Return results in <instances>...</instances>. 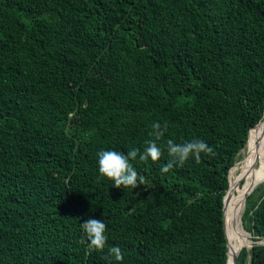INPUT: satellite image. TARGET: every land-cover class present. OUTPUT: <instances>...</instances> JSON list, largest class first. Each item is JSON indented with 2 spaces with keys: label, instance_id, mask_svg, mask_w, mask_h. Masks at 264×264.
I'll use <instances>...</instances> for the list:
<instances>
[{
  "label": "trees",
  "instance_id": "obj_1",
  "mask_svg": "<svg viewBox=\"0 0 264 264\" xmlns=\"http://www.w3.org/2000/svg\"><path fill=\"white\" fill-rule=\"evenodd\" d=\"M262 119L264 0H0V264H226L229 171ZM154 123L161 157L114 187L98 152H142ZM195 139L212 152L165 170L167 142ZM236 264H264V244Z\"/></svg>",
  "mask_w": 264,
  "mask_h": 264
},
{
  "label": "clouds",
  "instance_id": "obj_2",
  "mask_svg": "<svg viewBox=\"0 0 264 264\" xmlns=\"http://www.w3.org/2000/svg\"><path fill=\"white\" fill-rule=\"evenodd\" d=\"M151 135L154 139L145 142L146 147L141 152L140 149L133 148L126 153L116 150H103L97 154L98 172L109 178L114 187L131 186L135 189L139 181L144 179L140 176L131 161H146L151 159L156 161L162 155V147L157 141L164 136L165 129L159 123L152 125ZM167 151L171 159L166 164L165 170L172 169L174 165L183 164L190 157L199 160L201 153H211L212 148L203 140L195 139L185 143H175L172 140L167 142ZM81 227L88 241L89 251H100L105 248L108 239L106 233V224L101 220L86 219L81 223ZM111 257L119 262L124 259L122 250L119 246H112L108 249Z\"/></svg>",
  "mask_w": 264,
  "mask_h": 264
},
{
  "label": "bare ground",
  "instance_id": "obj_3",
  "mask_svg": "<svg viewBox=\"0 0 264 264\" xmlns=\"http://www.w3.org/2000/svg\"><path fill=\"white\" fill-rule=\"evenodd\" d=\"M244 150V149H243ZM243 152V151H242ZM241 158V157H240ZM239 168L236 178L232 174ZM264 176V121L256 125L251 131L245 149L244 158L239 161L229 173L230 190L228 203L230 210L227 213L226 233L228 239L227 264H233V257L244 246H249L241 226L240 215L245 206L246 194H250L262 181ZM241 177L245 178L240 186ZM233 179V180H232Z\"/></svg>",
  "mask_w": 264,
  "mask_h": 264
},
{
  "label": "rangeland",
  "instance_id": "obj_4",
  "mask_svg": "<svg viewBox=\"0 0 264 264\" xmlns=\"http://www.w3.org/2000/svg\"><path fill=\"white\" fill-rule=\"evenodd\" d=\"M262 120H264V119H262ZM261 120V121H262ZM260 121V122H261ZM259 122V123H260ZM244 149V150H243ZM240 152H239V159L237 160V162L234 164V166L237 164V163H239V161H241L243 158H244V155H245V149H246V145H245V147L243 148ZM243 151V152H242ZM241 157V158H240ZM233 166V167H234ZM239 168H237V170L232 174V178L234 179V178H236V176H237V174L239 173ZM242 178V177H241ZM244 178V177H243ZM232 179V180H233ZM244 181H245V178H244V180H243V182H242V184L244 183ZM260 183H262L261 184V186L256 190V192H255V197H258L259 195H260V193H262L263 191H264V176H263V178H262V181L260 182ZM239 184H240V182H239ZM242 184H240V186H242ZM246 203V202H245ZM246 205V204H245ZM230 206V205H229ZM244 208H245V206H244ZM244 208H243V211H244ZM242 211V212H243ZM241 216H242V214H241ZM241 226H242V222H241ZM242 229H243V226H242ZM243 233H244V236H245V240L247 239L250 243H252V244H254V243H258V242H261V243H264V239L263 240H259V241H254V240H252L251 239V236L250 235H248V233L243 229Z\"/></svg>",
  "mask_w": 264,
  "mask_h": 264
},
{
  "label": "water",
  "instance_id": "obj_5",
  "mask_svg": "<svg viewBox=\"0 0 264 264\" xmlns=\"http://www.w3.org/2000/svg\"><path fill=\"white\" fill-rule=\"evenodd\" d=\"M254 127H255V126H254ZM248 137H249V133H248ZM247 141H248V139H247ZM246 144H247V142H246ZM233 166H234V165H233ZM233 166H232V167H233ZM232 167H231V169H232ZM231 169H230V170H231ZM229 173H230V171H229ZM229 190H230V181H229ZM247 196H248V194H246V196H245L244 199H246ZM223 217H224V232H225V236H226V242H227V255H228V239H227V233H226V227H225V212H224ZM240 217H241V215H240ZM240 221H241V218H240ZM254 244H264V243L258 242V243H254ZM254 244L250 243L249 246H244V247L250 249ZM242 248H243V247H242ZM242 248H241V249H242ZM241 249H240V250H241ZM239 252H240V251H239ZM239 252H238V254H239ZM238 254L235 255V256L233 257V264H236V260H237ZM226 264H227V261H226Z\"/></svg>",
  "mask_w": 264,
  "mask_h": 264
}]
</instances>
